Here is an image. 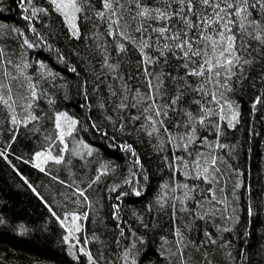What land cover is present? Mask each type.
Listing matches in <instances>:
<instances>
[{
	"label": "trees",
	"instance_id": "trees-1",
	"mask_svg": "<svg viewBox=\"0 0 264 264\" xmlns=\"http://www.w3.org/2000/svg\"><path fill=\"white\" fill-rule=\"evenodd\" d=\"M118 4H78L73 36L52 0H0V264H264V0L231 26V75L225 44L163 47L178 0Z\"/></svg>",
	"mask_w": 264,
	"mask_h": 264
},
{
	"label": "snow or ice",
	"instance_id": "snow-or-ice-1",
	"mask_svg": "<svg viewBox=\"0 0 264 264\" xmlns=\"http://www.w3.org/2000/svg\"><path fill=\"white\" fill-rule=\"evenodd\" d=\"M102 5L104 8H108L111 10L110 15H116V10L113 8V3L118 4V0H101ZM258 2V0H257ZM52 3L56 5V9L58 11L64 12L65 18L68 20L71 27L74 29L72 35L77 36L79 29L77 24L75 23L77 17L76 13L81 11V8L78 7V4H83L86 6V0H67V2H64V0H61L60 3H57L56 0H52ZM248 5V0H236L235 3L230 2V0H178V9L172 13V17L176 18V23H174L171 26H166L161 29H159V36L165 37V34L168 33L167 39L172 42V47L169 48L168 44H164V48L168 49L170 52L173 49H180L182 52V57L187 58L189 56V52H192L194 56H200L201 55V48L200 45L210 44L213 48V51H215V48L218 43L225 44L226 47L224 48V51L220 53V56L223 57L225 53L228 54L227 59L224 60V65L228 71V74L231 75L230 72V66L233 65V58L235 60V64H240V57L236 55L235 52V43H236V37L235 35L231 34L232 31V25H236L238 27V30L241 33H245L247 30V27L249 25H252L255 27L256 25L260 24L259 20L255 21H248V23H245L244 21L247 20V17L241 18V14L246 11V6ZM182 6V7H180ZM253 8L255 5H252ZM264 6V5H261ZM203 9V10H201ZM67 10V11H66ZM210 10V11H207ZM141 16L148 15V10H144L143 12L138 13ZM96 15L103 18L105 16L104 12H99ZM237 17L236 20H231L229 17L231 16ZM162 18H169L167 15V6H165V12L162 14ZM85 20L88 19V17H84ZM134 19V17H133ZM115 23L119 24V18L115 21ZM185 29L194 30L193 36L189 37L187 31ZM212 29V33H214L216 36L219 37V41L217 39L213 38L212 34H205V30ZM139 30V29H138ZM156 31V30H154ZM229 33V35L225 36V33ZM110 35H122V33H115L110 32ZM199 36V41L196 40V36ZM254 39L259 40L260 37L256 36ZM241 40H243V36H241ZM193 43H197V48L193 51ZM144 47H147V45H143ZM241 48H244V44H240ZM121 50H123V46H120ZM163 56V53H158L157 60L152 61L150 58H144L141 61L142 65H146L149 63L155 64L158 63L159 59ZM164 63H167V58L163 57ZM245 63H251V61H245ZM207 64L208 67L205 69L204 65ZM217 64H220V59L217 58ZM139 67V70L143 71L145 76L147 77L149 75L148 68L147 67ZM185 68H187V65H184ZM214 65L211 62V59H206L201 64V71L200 72H192L187 73L188 75H200L203 76L205 70L208 72H211ZM152 75L155 76L157 80L156 87L159 89L161 85V76L156 75L153 73ZM171 78V74H168ZM220 73L216 72V76H219ZM148 84L151 87L152 81L148 80ZM179 90V89H178ZM33 95H35V92H33ZM180 99V96L178 95L174 100H170L171 105H175V103ZM215 99V97H213ZM210 111V110H209ZM160 112L157 109L156 115L159 116ZM63 115V114H61ZM166 115V113H165ZM189 116V120L191 119L190 114H187ZM206 115V112L202 110V116ZM236 117L233 116V119ZM59 120V117L57 118ZM200 123L203 124L204 120L203 118L200 120ZM71 124L74 126L76 124V121H71ZM59 123H57V127H59ZM228 126H233L232 122H228ZM68 134H71V131H69ZM65 133L61 131L60 133V139L62 140ZM191 138L189 137V140ZM187 147V145H185ZM43 153H36V158L39 159ZM55 159L56 163H60L63 157H60L59 159L52 157L50 154L46 157V160H53ZM215 163V161H213ZM36 167H40V164H37ZM42 170V169H41ZM207 171V169H205ZM206 178V177H205ZM33 192H35V189H32ZM137 196L140 195V192L135 193ZM38 195V193H37ZM81 195L83 193L81 192ZM55 215V213H53ZM80 219L79 216L73 215L72 220L73 222L78 221ZM57 220H59V217H57ZM60 223L63 225V221H60ZM75 231H80L79 226L75 227ZM69 236H65L63 239L67 242L70 239L71 236V230H69ZM75 247V245H73ZM80 251H84L82 248Z\"/></svg>",
	"mask_w": 264,
	"mask_h": 264
},
{
	"label": "rangeland",
	"instance_id": "rangeland-1",
	"mask_svg": "<svg viewBox=\"0 0 264 264\" xmlns=\"http://www.w3.org/2000/svg\"><path fill=\"white\" fill-rule=\"evenodd\" d=\"M70 25V24H69ZM70 27H71V25H70ZM72 28V27H71ZM59 117V121H58V123H59V129H60V131H63V132H66V128H67V125H69L70 124V122H71V120H69V118L66 116V115H63V116H58ZM68 129H70L69 127H68ZM41 153H43V155L39 158V159H37L36 157H35V161L38 163V164H40V165H43V163H45L46 161H48V160H46V157L50 154L52 157H54V155L51 153V152H49V151H47V152H41ZM55 158V157H54ZM74 224L75 225H77L78 224V221H75L74 222Z\"/></svg>",
	"mask_w": 264,
	"mask_h": 264
}]
</instances>
